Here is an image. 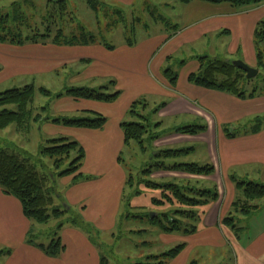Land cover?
<instances>
[{
  "label": "rangeland",
  "instance_id": "374dc122",
  "mask_svg": "<svg viewBox=\"0 0 264 264\" xmlns=\"http://www.w3.org/2000/svg\"><path fill=\"white\" fill-rule=\"evenodd\" d=\"M60 1L4 0L0 2V16L8 15L10 17L8 23L9 33H22L24 37L32 36L36 33L47 34L50 30L52 34H55L60 29L63 30L67 38L74 35L81 36L84 33L96 39L93 45L118 47L119 52L127 50L129 42H131L137 46L132 51L129 52V49L127 51L133 59L140 61L148 51L146 44L152 43L154 50L151 56L155 55V57L150 62V68L148 67L150 76L156 75L157 71L153 68L159 59L163 60L162 75L168 68H172L178 75L196 71L199 66L198 58L200 57L231 62L243 61L254 68V63L249 62L248 55L245 54L249 52L247 49H249L248 45H250L246 34L242 35V38L237 41L235 37H231L229 32L224 29L219 32L212 30V32L202 36H194V31L188 30L174 38V42L171 45L164 43L157 47L166 37L171 39L173 35H176L175 26L178 27V31H182L183 23L180 16L183 6L176 0H94L101 3L98 11H94L90 7L89 1L91 0H67L66 12L60 11V7H62L61 3H59ZM170 7H174V9ZM242 9L246 8H239L238 10ZM161 16L167 21L166 25L155 21L154 17L160 18ZM198 29H201V27H198ZM239 41L242 48L241 52L236 50V44ZM260 47L264 54V43ZM87 48L72 49V55L74 57H92L91 53L93 51ZM28 51L32 52L30 49L26 50V52ZM24 54L25 49L21 46L0 44V93L24 89L27 86H34L36 90L34 101L29 106V109L33 112L31 120H29V128H20L14 124L5 130H0V149L12 147L35 157L33 163L42 175L50 177L49 185L57 193L55 194V206L51 208V211L55 207L66 211L60 218L52 217L47 224H33L32 240L34 243L48 246L53 240L58 238L61 241L63 240V246L68 247V254L63 259L66 264H98V259L101 264V259L103 258L105 259V264H159L161 262H165V264H238L237 254L234 252L233 247L230 243L223 244L219 237H212L211 241L206 238L195 241L194 238L191 239L188 235L181 233L165 234L157 225L151 222L150 218L166 213L171 215V218L176 219L177 216L173 212L178 210L179 205L176 204L175 207H170L168 204L165 207L153 205L154 199H162L163 191L148 188L145 181H150V179L142 173V170L145 169V164L152 160L154 156L153 151L148 146V135L145 138L146 153L142 152L136 142H132L129 147L124 149L121 155V168L126 173L128 181L129 178H132L134 182L124 188L123 199L118 210L117 204H92V200L82 196L79 203L72 202V193L70 192L72 187L69 186L70 179L63 181L64 178H59L58 175L69 168L76 155L73 154L70 160L65 161L57 169L55 159L42 156L40 152L43 146H50L47 142L62 137L54 129L55 127L50 129V126L54 124L50 122L51 125H49L48 119H84L93 117V114L76 111V105H74L76 102L67 101L66 98L68 96L66 95L61 98H56V96L66 93L70 88L100 89L102 87H110L111 83L116 81L117 78L115 80L113 78L87 79L90 66L74 62L56 72L50 73L27 71L26 68L19 65L16 68L17 70H13L10 65L13 56L23 57ZM181 62L186 64L181 67ZM255 69L259 70L260 75L258 79H253V82L247 85V94H251L254 88L257 87L259 91L255 94V98L264 99V83L262 82L264 67L258 65ZM135 70L134 67L133 71ZM136 73L140 72L136 71ZM41 89L48 91L51 96L43 95L40 92ZM114 92L113 87L107 91L109 94ZM70 100L74 99L71 98ZM144 100L147 102V109L141 106L137 110L143 117H147L164 104L162 98L156 103H153L154 101L148 98H144ZM259 101L264 103V100ZM73 107L75 111L70 110ZM3 109L0 107V112ZM7 109L15 110V107H7ZM162 110H160L159 114ZM159 114L153 117V121H156V123H159L157 122ZM38 115L41 118L36 122ZM127 121L144 123L138 117H129ZM162 121L161 123H164V125L160 126L161 130L155 129L153 130L154 133L170 131V128L179 127L186 123L183 120L176 119H164ZM245 129L239 128L237 131H244ZM191 145V143L186 141L177 146H170L164 149L182 150L183 148H190ZM195 147L196 154L191 155L190 159L188 156H184L168 160L166 163L168 165L192 163L193 159L199 162L202 161V147L199 144L195 145ZM160 172L164 171L155 173ZM54 175L56 178H54ZM153 175L151 179H153ZM244 181H254L257 184L264 182L257 178ZM176 182L177 180H173L168 182V184ZM184 185L205 189L203 184L196 182ZM135 193L138 194L135 195ZM167 194H170V192H167ZM240 195H243V191ZM75 196L74 193L73 198ZM255 205L259 207L257 213L249 218L240 217V221L237 222L241 228L238 233V240L241 244L246 245L248 237L252 238L263 230L264 199L257 201ZM103 206H106L109 210H112L114 206L116 207L112 211V219L110 221H104L103 214L97 213ZM161 220L167 224L165 218L161 217ZM186 225L188 229H192V227L200 229L197 222L187 221ZM223 230L224 233L233 232L228 227H224ZM73 231L77 234L72 233ZM220 233L221 231L218 230V234ZM78 234L84 237H79ZM84 238L90 243H87ZM186 243L190 244V247L174 261L166 260L162 257L153 258L164 255L180 244ZM8 249L2 247L0 251ZM95 253L97 256H95ZM5 259L6 256H0V264H4ZM34 264H36V261H34Z\"/></svg>",
  "mask_w": 264,
  "mask_h": 264
},
{
  "label": "crops",
  "instance_id": "0c3cea01",
  "mask_svg": "<svg viewBox=\"0 0 264 264\" xmlns=\"http://www.w3.org/2000/svg\"><path fill=\"white\" fill-rule=\"evenodd\" d=\"M2 1L4 0H0ZM182 6L180 16L183 23L182 31H177L171 39L166 37L157 47L164 43L171 45L174 38L188 30L194 31V36H202L212 30L219 32L224 29L237 41L246 34L250 45L247 49L249 52L245 54L248 55L249 62L254 63L253 67L257 68L255 31L258 25L264 22V3L242 10L226 4H209L203 0H191L190 3ZM135 46L137 45L134 43L130 45L129 42V50H127L130 52ZM21 47L25 49V54L23 57L13 56L10 64L13 70L19 65L27 71L50 73L74 62L90 66L87 79L113 78L115 80L117 78L114 81L113 90L121 94L115 102L77 101L70 100V97L66 98L71 103H77H74L76 111L105 117L107 123L102 129L71 128L54 123L51 125L49 122L50 129L55 127L54 129L62 135L61 138L77 142L86 154L80 172L88 179L80 181L74 180V177L63 179V181L70 179L72 202L79 203L82 196L92 200V204H117L118 210L128 181L126 173L121 168V155L127 147L121 125L132 117L130 108L134 102L148 98L156 103L162 98L167 105L159 114L157 122H163L164 119H176L186 123L170 128L169 130L172 131L170 135L158 140L153 146L152 153L155 155V152L167 150L164 149L166 147L177 146L187 141L192 145L190 148L183 149L193 150L187 155L188 158L196 154L195 145L199 144L202 147V161L193 159L191 164L215 167V173L210 177L178 172H160L152 177L158 183H168L173 180L182 183L196 182L203 184L207 190L216 188L218 191L217 202L197 209L200 216L198 221L200 229L188 237L194 238L195 241L204 238L211 241L212 237H219L223 244L230 243L233 247L237 254L238 264H264V227L254 237H248L245 245L240 243L234 232L224 233L223 228L227 226L222 223L231 213L234 202L243 198V195H240L242 191L238 189L233 178L237 177L238 180L243 181L257 178L264 181V121L258 133L250 132L254 129L255 119L264 117V103L259 101L264 100L263 98H239L232 94L193 85L188 78L198 68L191 73L179 75L177 86L173 88L164 74H161L163 60L157 61L153 68L157 73L155 76H150L148 67L150 68V62L155 57V55L151 56L154 50L152 43L146 44L148 51L141 61L133 59L127 50L119 52L118 47L110 49L105 45L68 47L49 42L47 44H26ZM77 48L91 49L92 57H74L71 50ZM27 49L32 52H26ZM241 49L239 41L236 44V50L241 52ZM134 67L135 71H133ZM70 110L75 111V108ZM195 125L206 126L207 131L199 135H181L173 131ZM239 128L246 129L237 131ZM226 129H229L230 133L235 136L229 137L224 131ZM74 193L76 196L73 198ZM115 208L114 206L112 210H109L103 206L97 213L103 214V220L107 222L112 219V211ZM32 228L33 223L23 214L19 200L4 195L0 190V248L13 250V254L6 257L4 264H34V261L36 264H66L63 259L68 254V247H65V252L59 258H49L36 247L27 244V235ZM218 230L223 235L218 234ZM72 233L77 234L74 231ZM84 239L90 243L86 238ZM188 247L190 244L186 243V248L181 254L188 250ZM95 256H97L96 253ZM98 264H100L99 259Z\"/></svg>",
  "mask_w": 264,
  "mask_h": 264
},
{
  "label": "trees",
  "instance_id": "16d2710c",
  "mask_svg": "<svg viewBox=\"0 0 264 264\" xmlns=\"http://www.w3.org/2000/svg\"><path fill=\"white\" fill-rule=\"evenodd\" d=\"M191 0H177L182 5L190 3ZM206 3L213 5H230L233 8H247L257 6L264 3V0H203ZM96 2V3H95ZM62 7L61 12L67 11V0H61ZM98 4V5H97ZM90 7L94 11H98L101 3L91 0L89 1ZM103 6H105L103 4ZM157 23L167 24L164 17L155 18ZM10 17L0 16V44H12L23 46L26 44H47L52 43L58 46H89L96 42L93 36L82 34L81 36L65 37L63 30L58 29L55 34H52L51 30L47 34H34L32 36L24 37L22 33H9L8 23ZM175 31H178V27L175 26ZM264 22H261L255 31V49L257 52L258 65L264 67V54L260 45L264 43ZM130 45L132 43L130 42ZM109 47L108 45H105ZM110 49L112 47H109ZM199 67L198 70L192 73L188 80L191 84L198 87L205 88L207 90L218 91L235 95L239 98H255V94L259 91V88H254L251 94H247V85L253 80H248L246 74L236 68L231 61L221 59H211L209 57L198 58ZM185 62H181L180 66L185 65ZM260 75V74H259ZM164 77L168 81L171 87L175 88L179 79V75L168 68L164 71ZM259 76L256 78L258 79ZM264 83V78H262ZM115 83L112 82L110 87H102L100 89L89 88H70L66 93L59 94L56 98L68 96L74 100H86V101H98L104 103L115 102L120 92L113 94L107 93V91L114 87ZM35 87L27 86L24 89H15L0 93V107L4 108L0 112V130H5L12 125H17L20 128H29V120L32 117V110L29 106L33 103L35 97ZM40 92L43 95L51 96V94L45 89H41ZM146 100H138L131 105L130 115L132 117H138L144 123L125 122L121 125L124 137L125 146L129 147L132 142H136L143 153L147 152L145 146V138L148 135V146L153 149L154 144L162 137L170 135L172 131H163L160 133H154L153 130L159 129L163 123H155L153 117L157 116L160 110L166 107V103L159 106L156 110L151 112L147 117H143L137 111L139 107L147 109ZM15 107V110L7 109V107ZM41 116L36 117V122L39 121ZM49 122L58 124L65 127L81 128V129H102L107 123V119L101 115L93 114L91 118L77 119V118H55L48 119ZM264 118L258 117L255 119L253 126L254 129L250 132L258 133L261 130ZM177 134L181 135H199L207 131L206 126H188L180 129L173 130ZM229 137L235 136L230 133L229 129L224 130ZM49 147L43 146L40 154L42 156H48L51 159H55V166L59 169L65 161L71 159L75 154V159L70 163L69 168L58 175L59 178L74 177V180H86L88 178L82 176L80 170L83 167V163L86 157L84 149L77 143L70 141L68 138H61L57 140H51L47 142ZM193 151L188 149L182 150H167L155 152L152 160L145 164V169L142 173L149 177L150 181H145L146 186L155 190H162V199H154L153 205L159 207H165L168 204L170 207L179 205L178 210L173 212L177 218H171L168 213L162 215H156L151 219L154 225H157L159 229L165 234L181 233L183 235H193L197 232L196 227L188 229L186 222H197L200 219L198 208L209 205L210 203L217 202L219 199V193L216 188L212 190L192 188L189 185H184L180 181L176 183H158L151 179V176L155 172H178L193 176L210 177L215 173V167L212 165L199 166L197 164L175 163L174 165H168L166 161L181 158L189 155ZM35 157L29 155L27 152L20 151L15 148L0 149V190L4 195L11 196L19 200L22 205L23 214L33 224L44 225L47 224L52 217L60 218L66 211H62L59 207H55L52 211L51 208L55 206V194L56 190L50 187V177L42 175L37 166L33 163ZM54 178L55 175H54ZM239 190L243 191V198L234 202L232 211L228 217L223 220V225L230 228L236 238H239V231L241 230L237 222L240 221V217L249 218L259 211V207L256 204L257 201L264 199V184H257L254 182H247L233 178ZM134 182L132 178H129L127 185H131ZM188 186V187H187ZM170 192V194H167ZM138 193H135V195ZM171 213V214H173ZM165 218L167 224L162 220ZM34 227V225H33ZM33 228L27 235V244L36 247L50 258H59L64 252L65 247L62 244L61 239H56L51 242L50 245H37L32 240ZM186 248V244H180L175 249L159 257H153L158 259L160 257L166 260L176 259ZM13 254L11 249L0 251V256L9 257ZM101 264H105V259H101ZM152 264V263H148ZM159 264H165L161 262Z\"/></svg>",
  "mask_w": 264,
  "mask_h": 264
},
{
  "label": "water",
  "instance_id": "95a60500",
  "mask_svg": "<svg viewBox=\"0 0 264 264\" xmlns=\"http://www.w3.org/2000/svg\"><path fill=\"white\" fill-rule=\"evenodd\" d=\"M233 65L238 68L239 70L243 71L247 75L248 80H253L258 77L259 71L249 67L242 61H235Z\"/></svg>",
  "mask_w": 264,
  "mask_h": 264
}]
</instances>
